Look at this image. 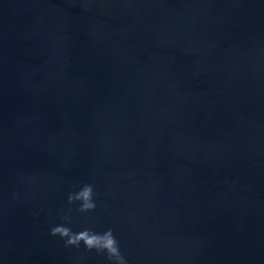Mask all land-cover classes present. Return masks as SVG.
I'll use <instances>...</instances> for the list:
<instances>
[{"label":"water","instance_id":"95a60500","mask_svg":"<svg viewBox=\"0 0 264 264\" xmlns=\"http://www.w3.org/2000/svg\"><path fill=\"white\" fill-rule=\"evenodd\" d=\"M61 225L264 264V0H0V264H113Z\"/></svg>","mask_w":264,"mask_h":264},{"label":"clouds","instance_id":"9594fccd","mask_svg":"<svg viewBox=\"0 0 264 264\" xmlns=\"http://www.w3.org/2000/svg\"><path fill=\"white\" fill-rule=\"evenodd\" d=\"M94 189L92 185H84L83 188L75 195L69 196V203L79 201L81 203V212L92 211L95 208L93 203ZM68 221V218H64ZM70 222V221H68ZM53 236H59L66 240L68 246L79 247L82 244L91 251L96 250L106 252L108 258L113 264H126L125 259L121 255L118 241L116 240L111 229L104 233H96L90 230H83L74 233L71 228L66 226H56L51 230Z\"/></svg>","mask_w":264,"mask_h":264}]
</instances>
